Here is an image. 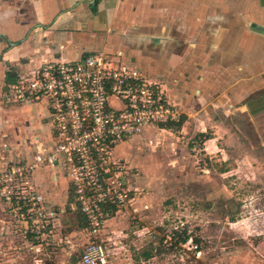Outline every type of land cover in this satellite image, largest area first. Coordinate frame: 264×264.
<instances>
[{
    "label": "crops",
    "instance_id": "crops-1",
    "mask_svg": "<svg viewBox=\"0 0 264 264\" xmlns=\"http://www.w3.org/2000/svg\"><path fill=\"white\" fill-rule=\"evenodd\" d=\"M92 52L160 82L187 118L227 116L248 98L250 110L264 100V0H0V133L24 136L21 150L3 143L11 159L31 158L51 132L45 102L7 103L6 85L44 61ZM155 129L145 126L135 137ZM32 181L46 218L62 219L69 193L61 170L39 166ZM3 214L0 204V229L13 228Z\"/></svg>",
    "mask_w": 264,
    "mask_h": 264
},
{
    "label": "rangeland",
    "instance_id": "rangeland-1",
    "mask_svg": "<svg viewBox=\"0 0 264 264\" xmlns=\"http://www.w3.org/2000/svg\"><path fill=\"white\" fill-rule=\"evenodd\" d=\"M249 100L227 116L183 113L181 123L153 126L116 149L136 191L128 212L100 233L108 264H264V100L248 110ZM23 137L0 133V163L20 158L3 143L21 150ZM68 193L62 219L33 226L25 212L4 211L14 225L1 223L0 264H80L87 236Z\"/></svg>",
    "mask_w": 264,
    "mask_h": 264
},
{
    "label": "built area",
    "instance_id": "built-area-1",
    "mask_svg": "<svg viewBox=\"0 0 264 264\" xmlns=\"http://www.w3.org/2000/svg\"><path fill=\"white\" fill-rule=\"evenodd\" d=\"M2 97L14 105L45 102L51 132L50 143L37 146L31 158L0 163L4 211L14 217L25 212L26 224H38L46 214L32 174L39 166L61 170L85 219L82 229L87 240L79 262L108 264L100 233L105 222L128 212L136 191L127 160L116 149L146 125L181 123V107L160 82L103 52L44 61L8 83Z\"/></svg>",
    "mask_w": 264,
    "mask_h": 264
},
{
    "label": "trees",
    "instance_id": "trees-1",
    "mask_svg": "<svg viewBox=\"0 0 264 264\" xmlns=\"http://www.w3.org/2000/svg\"><path fill=\"white\" fill-rule=\"evenodd\" d=\"M80 216L82 217V220H83L82 224H84L85 223V219H84V217L81 214H80ZM184 241H186V240H184Z\"/></svg>",
    "mask_w": 264,
    "mask_h": 264
}]
</instances>
